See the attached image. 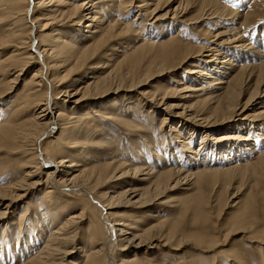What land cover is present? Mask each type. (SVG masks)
<instances>
[{
  "label": "bare ground",
  "instance_id": "bare-ground-1",
  "mask_svg": "<svg viewBox=\"0 0 264 264\" xmlns=\"http://www.w3.org/2000/svg\"><path fill=\"white\" fill-rule=\"evenodd\" d=\"M47 1L51 7L44 9ZM107 1L111 4H105ZM230 1L0 0V100L13 93L14 84L34 63L33 55L40 60L17 96L0 105V151L6 154L0 161V179L4 174L11 175L0 186V222L15 210L9 219L13 222L20 215L22 225L16 245L11 249L4 243L0 248L6 257L13 256L11 264H65L77 247L82 258L78 255L76 260H68L71 264H165L139 258L138 253L168 244L179 221L173 217L159 219L157 210L152 218L144 217L143 223H138L142 215L116 219L120 204L149 207L158 204L167 190L187 185L183 189L194 193L179 197L177 204L189 205L191 194L210 211L223 199L225 189L231 188L230 176L264 168V31L263 36L256 37L253 33L257 26L248 25L256 15L255 1L234 0L238 1L234 2L236 7ZM107 6L111 9L103 13ZM135 8L138 26L144 32L156 28L146 32L148 40L134 26L135 19L124 23L115 17L126 19ZM193 8L198 10L192 18L198 21L194 22L206 26L201 28L204 36L197 44L189 43L178 31L157 40L164 31L175 29V20L187 24L182 18ZM169 13L174 16L167 25L162 21ZM147 17L159 23L149 27ZM67 23L73 28L63 27ZM137 32V40L123 42L124 51L111 53L101 72L90 73L92 76L84 81L75 78L88 65L100 63L93 60L105 53L113 40ZM187 63L189 69L183 70L182 65ZM168 72L178 74L170 77L164 88L142 89L138 94L143 103L140 112L145 107L151 114L162 107L168 111L158 127H153L154 119H146L154 140L144 135L149 133L146 125L135 127L129 118L131 111L127 109L136 102L132 94L127 95L124 105L110 99L101 102L111 94L132 92L151 77ZM171 96L177 97V102L167 100ZM140 114L134 118H140ZM113 121L116 127L120 123L130 132L133 127L142 131L148 151L141 155L143 151L136 149L138 159L128 155L129 159L123 160L117 151L109 159L97 158L95 153L107 145L105 134H111L105 124ZM198 136L201 142L195 147ZM253 154L256 157L251 159ZM139 174L142 184L131 181L130 188H118L113 193L102 190L105 183L117 177ZM204 179L212 186L209 194L201 193ZM41 190L18 211V201ZM243 206L242 214L232 221L235 229L247 226L251 207ZM95 211L99 212L94 215L98 220L89 214ZM32 212L38 216L35 218ZM31 216L27 233L22 230L24 218ZM88 218L90 224L84 228ZM114 239L117 244L112 246ZM40 240L44 241L34 248ZM21 244L23 247L17 249ZM111 248L113 254H109ZM234 256L226 260L242 262Z\"/></svg>",
  "mask_w": 264,
  "mask_h": 264
},
{
  "label": "rangeland",
  "instance_id": "rangeland-1",
  "mask_svg": "<svg viewBox=\"0 0 264 264\" xmlns=\"http://www.w3.org/2000/svg\"><path fill=\"white\" fill-rule=\"evenodd\" d=\"M70 1L72 2L73 0H70ZM261 1L264 2V0H252V2H254L253 3V7H254L253 10L256 11V15H254L251 18L252 22L250 21L251 23L249 22V24H248L251 28L257 26L256 31L253 33L256 37L259 34L262 35V32L264 31V12H261V10L264 11V5H263L264 3H262ZM108 2H110V1L105 2V4H111V2L110 3H108ZM234 2L237 3L238 1L236 2L234 0H231L230 5H232L233 7H236ZM245 2L246 1H244V3ZM47 3H49V4H47L48 7H44V9L45 8L48 9L51 7V3L49 1H47ZM248 4H250V3H248ZM104 8H103L104 12L102 11L103 13L107 12V8L111 9L108 6L104 7ZM161 13L162 12H160L159 14H161ZM197 13H198L197 8H193L191 11H189V13L185 14V17L182 19H183V21L185 20V23H187V24L178 22L176 20H175L176 24L174 22H172L174 26L176 25L175 29L173 28L172 31L168 30V32H167V30L164 31L162 33L163 35L157 36V40H162V39L164 40V37L166 39L167 37H170V35L172 36V35L176 34L178 31V32H180V34L178 33L179 35H181V36L183 35V37L186 38V39L184 38L185 40L188 39L187 41H190L189 43L195 42L194 44H197L198 41L200 40V38L204 36L202 34V29L204 27H206V26L202 27L201 25H203V24L200 25V22H194V21H198V20L192 19L193 17H195L197 15ZM82 14H84V12ZM173 16L174 15L169 13V17L164 19L162 22L166 23L167 25L170 24V22H171L170 19H172ZM115 17L120 19V22L122 21L124 23L125 22L131 23L132 21L134 22V19H135L134 26L137 27V29L139 28V33H142L143 35H145L144 38L146 40L149 39V36L146 35V32L148 33V30L152 31L153 29H156L153 26L152 29L149 28V29H147L146 32H144L142 30V28L138 26L140 20H138V21L136 20L139 17L138 9H136V8L134 11H129L128 16H126V19L125 18L124 19L119 18L117 15ZM152 17H147L145 20V22L148 23L147 25H149V27H151L150 25L152 23H159V22H155V18H152ZM109 18L110 17H108V19ZM112 18L113 17L111 16L110 19H112ZM237 20H239V19H237ZM70 23H67V25ZM67 25H65L63 27L71 29L72 26H70V25L67 26ZM181 25H183L184 27L178 28V27H182ZM80 27L86 28V27H84V25L83 26L81 25ZM86 29H90V27H88ZM179 29H180V31H179ZM181 29H183V30H181ZM220 29H225V28L221 27ZM165 33H166V36H165ZM137 38H138V32L134 33V34L132 33V34L128 35L127 37L123 36V38H116L105 49V53L104 52H103V54L101 53L102 55L101 54L98 55L93 60V62H100V63L88 65V67H85L83 70L79 71L80 73L76 74L75 78H79V79L84 81L88 77L92 76V74H90V73H92L94 71L101 72L102 68L104 69V66L107 65L108 59H109V56L111 55V53L116 52V53L120 54L121 52H118V51H120V50L124 51V47L122 45L123 42H125L126 44H129V43H131L130 41H132L134 39L137 40ZM212 39H214V37L211 38V40ZM114 49H117V50H114ZM33 56H34V58H33L34 63L29 64V68L27 70H25L24 74H21V77L14 84L15 90L13 91V93H11V94L9 93L10 94L9 96H5L4 98H2V100H0V105H1V103H3V101L9 103L10 100H12V98H15L17 96V94L19 93V91H20V89L24 83L23 81L26 78H28V76H30L31 70L35 69L36 67L39 66V61H40L39 57L35 56V55H33ZM182 66H183V70L189 69L188 63L185 64L186 68L184 65H182ZM177 74H178L177 72H168L167 74H165L162 77L161 76L156 77V78L151 77L147 81L146 84L144 82L141 86H138V87H136V89H133L132 92L129 91L130 93L122 91V92H119L118 94H111V95L106 97V100H105V98H103L104 100L101 102H105V101L107 102L110 99L111 103H114V104L120 103L121 105L122 104L124 105V103H126L127 95L130 96V94H132V97H134L133 100H135L136 101L135 103H137V104L132 102L133 104L131 103L130 107L127 109L128 111H131L129 118L132 120V122L135 123V127H136V125H139L138 127H141L140 126L141 124H142V126L146 125L147 126L146 129L149 130V133L148 132L144 133V135L148 136L147 139L154 140L155 136L152 139V134H151L152 131L150 129L151 127L148 128V123L146 122V119L147 120H148V118L154 119L153 127H155V126L158 127L161 125L163 117L168 116V111H166L164 109V107H162L161 109H159V111H156L155 113L151 114L147 110L148 107H145L144 109L142 108L141 112H140L139 107L142 106L143 103H141L142 102L141 95H138V94H140V91H142V89H145L147 91L148 90L154 91L155 89L158 90V89L164 88V85L166 84L167 80H169L170 77H172L173 75H177ZM184 75L185 74L183 73V76ZM0 79H1V77H0ZM149 82H151V83H149ZM184 83H185V81H184ZM61 98L62 99L65 98V100L68 99L67 96H62ZM100 99H102V98L95 99V101H98ZM167 100H172V103H175V102H177L176 100H178V98L175 96H171V98H169ZM66 102L72 103L71 101H68V100ZM138 113H141L140 114L141 116L139 115L140 118H138V117L134 118V117H136V114H138ZM170 119H175V118H170ZM170 119H169V121H170ZM138 122H140V123H138ZM169 124H171V123H169ZM105 125H107V127L110 129L111 132L109 131V133H111V134L109 135L110 138L105 134L107 145H103L102 148L98 151V153H95V154H97V155H95L97 158H100V157L106 158L107 157L109 159V157H111L110 156L111 153L113 151H117V153H119V154H117L118 158L119 157L121 158L123 156L122 157L123 160L129 159L128 155L129 156L131 155V157L134 159H138L139 156L136 152L137 151L136 149L143 151V153H141V155L145 153L144 151H146V150L148 151V149H146V144H145L146 141H145L144 137L142 136V134H143L142 131H138V130L135 131L136 128L133 127L132 130L135 131V133H133V131L130 132L128 129L123 127L120 123L118 124L119 127H118V125L116 127L115 126L116 124L114 123V121L109 122L108 124H105ZM198 130H200V128ZM201 130H204V129H201ZM109 133H107V134H109ZM183 133L186 134L187 132L184 130ZM218 134H223V133H218ZM198 137H197L198 141L196 140L195 147H198L199 143L201 142L202 137L201 138H200V136H198ZM215 142H213V143H215ZM108 144H111V145L108 146ZM163 151H164V148H163ZM126 153H128V154H126ZM149 153H150V150H149ZM134 154H135V157H134ZM136 155H137V158H136ZM255 157H256L255 154L251 155V159L252 158L254 159ZM5 158H6L5 151H0V161L5 159ZM93 158H91V159H93ZM211 158H212V155H211ZM12 167H14V165H12ZM14 168H16V167H14ZM252 169H253L252 171L247 170L245 175L238 172L237 176H234V177L230 176V178L233 179L231 181L232 182L231 188H229L228 191L225 189V195H224L223 199L221 198L222 199L221 201L214 203V207H213L214 210L212 208V210L209 211V210H207V208H203L201 206V204L199 205L196 202V199H194L193 195H191V194L189 197H190V200H192V201H190L189 205L186 206V205H181L179 203L177 204L179 197H183L184 195H187L189 193H192V194L194 193L191 191L187 192L185 189H183L187 185H183L182 187L180 186L178 189L175 188L172 191L167 190V192L164 193L163 198L157 200L158 204L155 203V204H152L149 206V207H151L150 209L152 211H149L148 206L140 207L138 204H131V205H127V206H126V204H124V206H123V204H120L118 206L119 208H117L119 211V212L117 211L118 215L116 214V216L114 218L122 219V217H123L124 219H127V217H130V216L135 217V215H142L143 218H139L140 221H138V223H143L144 217L152 218L154 215L153 211L157 210L158 211L157 214H159V217H158L159 219L164 218L163 220H165V219H169V218L173 217L172 219H175L177 222L179 221V228L176 231V233H174L175 236H173L174 238L172 237L173 240L171 239V241L168 244H166L165 246L159 245L158 247L156 246V247L148 248V250H144V249L141 250V253H138L139 258H141V257L146 258L147 257L146 258L147 260H152L153 262L161 261L165 264H233L231 260L228 261V260H226V258L232 257V255L233 256L235 255L234 257L239 256V258L242 259V262L241 263L239 262L237 264H264V168H262V166H259L255 169L254 168H252ZM8 176L11 177L10 174L9 175L4 174L2 176L3 178L0 179V186L5 185L4 184L6 182L5 178L8 179L9 178ZM137 176H135V177L134 176H126V177L124 176L120 179L117 177L114 180L105 183L103 185L104 187L101 186L103 188L102 190H105V188H106V191H109L110 193H113V191H115L118 188H119L118 190H123V189L127 190L128 188H130L132 186V185L128 184L131 181H132V183L133 182L134 183L136 182L139 184L141 183L139 180L142 178V175L139 174L138 178H137ZM230 178H228V179H230ZM204 180L205 181L202 184V188L201 187L200 188L202 190H204L205 192L202 191L201 193L202 194H204V193L209 194L211 192L212 186L211 187L209 186V180L208 179H204ZM118 185H120V186L118 187ZM221 187H222V185L219 186V188H221ZM199 191H201V190H199ZM41 192H42V190L38 191L37 193L33 192V193L29 194L28 196H25V198L20 200V202L18 201L17 205L19 207H21L18 211H20L23 206H26V202H27V205H28V201L32 202L35 195L39 194V193L41 194ZM74 195H77V194H74ZM78 195H80V194L78 193ZM134 201H136V199H133V202ZM85 204H87V202H85ZM247 204L249 205V207H251V208H249L250 210L247 212V217H246L247 226L243 227V228L240 227V228L235 229V226H233L232 221L235 220L239 215L242 214L241 212H243L244 208H245L243 205H246V207H247L248 206ZM18 206H15L16 207L15 209H17ZM14 211L15 210H12L6 216V218H4L2 220L4 222H2V221L0 222V248H1V245H3L4 243L7 244L6 245L7 247L11 246V249H12V246L14 247L16 245V242H15L16 236L18 235V231H20V226H22V225H20V223H21V220H19L20 215L15 220H13V222L9 219L12 216V213ZM70 213L71 212H67V215H69ZM98 213L99 212L95 211V212L89 213V214L91 215V217L93 219L94 218L97 219L96 218L97 216L94 217V215L98 214ZM32 214L33 215L36 214L35 218L38 216L37 212H35V213L32 212ZM30 218H32V216ZM30 218H28V219L26 217L24 218L25 222H24L22 230H24V232H27V233L31 229L30 220L31 221L33 220V218L32 219H30ZM89 219L90 218L86 219L83 222L84 228H87L88 225L90 224ZM153 221H156V220H153ZM228 228H229V230H228ZM232 228H234V229L231 230ZM4 229H5V232H4ZM240 229H241V231H240ZM107 230L109 232V229H107ZM7 233L9 234V236L7 235ZM33 235L38 236V234H34V233H33ZM194 235H197L196 236L197 238L199 237L198 240L195 238ZM192 236L195 238V240H194V238L192 239ZM215 236H216V238H215ZM11 238H12V241H11ZM184 238H185V241H183ZM213 239H215V241L213 243H210V242H212ZM180 240H182L183 242ZM40 241L34 248H37L39 246V244L42 243L44 240L41 242ZM114 242L117 244V239H114L112 241V244H111L112 246L116 245ZM85 243H86V240H85ZM180 243H182V244H180ZM22 247H23V245L21 244L17 247V249H21ZM131 249H133V248H131ZM33 251L34 250H31V253ZM113 251L114 250H112V248H111V251H109V254L110 253L113 254ZM124 253H126V252H124ZM82 254L83 253L80 252L78 247H77V249L75 248L73 254L71 256H68L67 262L65 261V264H71V263H69V261L70 260H72V261L76 260L78 255L81 256V258H82ZM127 254L130 255L131 252H127L124 255H127ZM145 254H148L149 256L148 255L146 256ZM237 254H239V255H237ZM12 259H13L12 255H10V257H6V255L2 254L0 251V264H11ZM146 259H145V261H146ZM79 261L80 260H78V262ZM13 264H17L16 261Z\"/></svg>",
  "mask_w": 264,
  "mask_h": 264
}]
</instances>
